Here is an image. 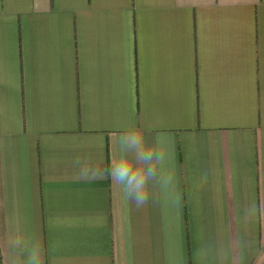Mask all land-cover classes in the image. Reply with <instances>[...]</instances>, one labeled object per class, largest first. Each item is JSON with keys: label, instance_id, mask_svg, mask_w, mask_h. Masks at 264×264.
Listing matches in <instances>:
<instances>
[{"label": "crops", "instance_id": "0c3cea01", "mask_svg": "<svg viewBox=\"0 0 264 264\" xmlns=\"http://www.w3.org/2000/svg\"><path fill=\"white\" fill-rule=\"evenodd\" d=\"M165 152V186L126 200L118 138ZM264 0H0V259L10 233L45 264H264Z\"/></svg>", "mask_w": 264, "mask_h": 264}, {"label": "clouds", "instance_id": "9594fccd", "mask_svg": "<svg viewBox=\"0 0 264 264\" xmlns=\"http://www.w3.org/2000/svg\"><path fill=\"white\" fill-rule=\"evenodd\" d=\"M119 157L108 169L91 166L87 161L81 163L79 159L74 163L79 166L78 176L81 179H95L100 176H110L112 182L119 186L123 197L139 208L143 206L149 195L151 185L167 186L170 177L161 175V168L165 162L164 151L146 144L142 132L127 131L118 138ZM247 225L257 221H264V200L257 202L255 196L244 209L241 217ZM5 257L7 264H45V255L56 251L57 245L51 244L47 249L39 237L25 238L10 233L5 240ZM231 249L223 244L202 247L197 255L201 261L214 258L218 264H227ZM264 259V258H262Z\"/></svg>", "mask_w": 264, "mask_h": 264}, {"label": "rangeland", "instance_id": "374dc122", "mask_svg": "<svg viewBox=\"0 0 264 264\" xmlns=\"http://www.w3.org/2000/svg\"><path fill=\"white\" fill-rule=\"evenodd\" d=\"M0 264H1V259H0Z\"/></svg>", "mask_w": 264, "mask_h": 264}]
</instances>
